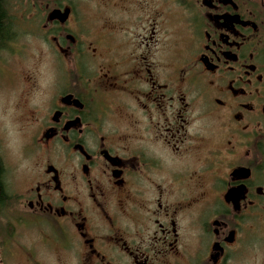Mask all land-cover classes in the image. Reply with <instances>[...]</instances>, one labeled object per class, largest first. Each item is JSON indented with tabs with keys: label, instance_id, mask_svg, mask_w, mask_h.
<instances>
[{
	"label": "flooded vegetation",
	"instance_id": "obj_1",
	"mask_svg": "<svg viewBox=\"0 0 264 264\" xmlns=\"http://www.w3.org/2000/svg\"><path fill=\"white\" fill-rule=\"evenodd\" d=\"M2 71L30 161L0 156L6 258L264 264V0H0Z\"/></svg>",
	"mask_w": 264,
	"mask_h": 264
},
{
	"label": "rangeland",
	"instance_id": "obj_2",
	"mask_svg": "<svg viewBox=\"0 0 264 264\" xmlns=\"http://www.w3.org/2000/svg\"><path fill=\"white\" fill-rule=\"evenodd\" d=\"M19 2V0H14ZM23 87L21 86L20 76L8 72H0V156L3 160L7 175L11 182L17 185L25 183V172L29 167L30 161L24 154V139L22 133L19 131L20 122L24 119V113L26 111L25 98L22 96ZM5 211L0 210V261L2 264H29L28 261L20 254L18 249L12 251V256H8L3 242V231L5 223L4 219ZM27 241L31 238L25 237ZM36 258L46 260L45 263H53L57 260L54 254H48L44 246L39 243L35 247ZM28 255H31L32 251H26ZM62 264H65L64 260ZM1 263V262H0Z\"/></svg>",
	"mask_w": 264,
	"mask_h": 264
}]
</instances>
